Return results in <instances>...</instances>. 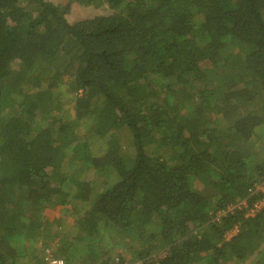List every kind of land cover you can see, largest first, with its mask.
<instances>
[{
	"label": "trees",
	"instance_id": "obj_1",
	"mask_svg": "<svg viewBox=\"0 0 264 264\" xmlns=\"http://www.w3.org/2000/svg\"><path fill=\"white\" fill-rule=\"evenodd\" d=\"M69 1L0 0V264H264V0Z\"/></svg>",
	"mask_w": 264,
	"mask_h": 264
},
{
	"label": "rangeland",
	"instance_id": "obj_2",
	"mask_svg": "<svg viewBox=\"0 0 264 264\" xmlns=\"http://www.w3.org/2000/svg\"><path fill=\"white\" fill-rule=\"evenodd\" d=\"M52 1H54V2H56L58 4H61V5H64V4L68 3V0H52ZM105 10H106V7H105L104 4L95 7L92 4L83 5V4L79 3L76 0H70L69 1V10H68L67 14L65 15V17H66V19L68 21H73V20H75L77 18H80L82 16L95 15V14H98L99 12L101 13L102 11H105ZM96 147L97 146H95V148ZM258 187L262 188L263 186L258 185ZM262 190L264 191V187L262 188ZM64 224H65L64 225V229L63 228L60 229L58 226H54L53 230L55 232H57V233H59V232L62 233L63 232V234H66L67 236H72V237L75 236V234H76V230H75L76 226L73 225L71 221L64 222ZM51 249L49 248V250H51ZM259 249H261V246H260ZM258 250L256 251V254H253L252 256L248 257L247 260L244 261L242 264H247V263L250 264V263L254 262L255 259H259L258 258L259 255H257ZM46 252H48V251L46 250Z\"/></svg>",
	"mask_w": 264,
	"mask_h": 264
},
{
	"label": "built area",
	"instance_id": "obj_3",
	"mask_svg": "<svg viewBox=\"0 0 264 264\" xmlns=\"http://www.w3.org/2000/svg\"><path fill=\"white\" fill-rule=\"evenodd\" d=\"M260 203H261V201H260ZM259 207V205L258 204H256L255 205V208H258ZM255 208H250V213H252V212H254V209ZM49 263L50 264H63V260L62 259H60V258H55V257H50L49 258Z\"/></svg>",
	"mask_w": 264,
	"mask_h": 264
}]
</instances>
